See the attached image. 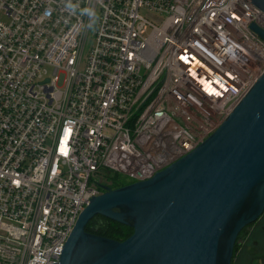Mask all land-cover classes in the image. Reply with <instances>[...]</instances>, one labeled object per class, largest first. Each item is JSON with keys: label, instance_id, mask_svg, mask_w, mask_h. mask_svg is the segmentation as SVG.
Wrapping results in <instances>:
<instances>
[{"label": "built area", "instance_id": "obj_1", "mask_svg": "<svg viewBox=\"0 0 264 264\" xmlns=\"http://www.w3.org/2000/svg\"><path fill=\"white\" fill-rule=\"evenodd\" d=\"M252 24L250 0H0V264H57L108 174L215 132L264 74Z\"/></svg>", "mask_w": 264, "mask_h": 264}, {"label": "water", "instance_id": "obj_2", "mask_svg": "<svg viewBox=\"0 0 264 264\" xmlns=\"http://www.w3.org/2000/svg\"><path fill=\"white\" fill-rule=\"evenodd\" d=\"M250 1L264 11V0ZM102 188L57 264H232L240 233L264 213V74L191 152L149 179ZM98 215L133 234L117 241L87 231Z\"/></svg>", "mask_w": 264, "mask_h": 264}, {"label": "trees", "instance_id": "obj_3", "mask_svg": "<svg viewBox=\"0 0 264 264\" xmlns=\"http://www.w3.org/2000/svg\"><path fill=\"white\" fill-rule=\"evenodd\" d=\"M107 177L110 181L112 180V182H113L111 185L112 188H118V187L124 186L126 184H129V183L124 182L121 179V174H118V173L108 174ZM262 215L264 216V213ZM246 228H244L243 231ZM86 230L89 232L107 237V238L117 240V241H124L129 236H131L134 232L133 228H131L129 226H126L124 224H121L119 222L107 219V218L99 216V215L94 217L87 224ZM241 233H240V235H241ZM240 235H239L238 239L240 238ZM236 245H237V243H236ZM235 250H236V246H235L234 252H235Z\"/></svg>", "mask_w": 264, "mask_h": 264}, {"label": "rangeland", "instance_id": "obj_4", "mask_svg": "<svg viewBox=\"0 0 264 264\" xmlns=\"http://www.w3.org/2000/svg\"><path fill=\"white\" fill-rule=\"evenodd\" d=\"M144 15L150 16L149 12L146 10H142ZM152 21L156 24H160L162 18L155 16L149 17ZM91 43L89 42L87 48H89ZM121 179L126 182L130 183L132 180L129 179L127 176L121 174ZM252 232V233H251ZM251 235L250 241L252 242V246L257 242L256 245V253L257 256L261 257V260H264V216L262 215L258 221L254 222L253 224L249 225L240 235V238L237 241L236 250L234 252V257L232 260V264H241L243 261V255L245 253V249L243 246L245 245V241H247L249 234ZM253 254V253H252ZM264 261H262L263 264Z\"/></svg>", "mask_w": 264, "mask_h": 264}, {"label": "flooded vegetation", "instance_id": "obj_5", "mask_svg": "<svg viewBox=\"0 0 264 264\" xmlns=\"http://www.w3.org/2000/svg\"><path fill=\"white\" fill-rule=\"evenodd\" d=\"M251 233L249 234L248 239L247 241H245V245L243 246V249H245V253L243 255V262L241 264H262V261L264 260H261V257L257 256L255 249L257 242L254 244V246H252V242L250 241V237L252 235Z\"/></svg>", "mask_w": 264, "mask_h": 264}, {"label": "clouds", "instance_id": "obj_6", "mask_svg": "<svg viewBox=\"0 0 264 264\" xmlns=\"http://www.w3.org/2000/svg\"><path fill=\"white\" fill-rule=\"evenodd\" d=\"M93 15H94V13H93Z\"/></svg>", "mask_w": 264, "mask_h": 264}]
</instances>
